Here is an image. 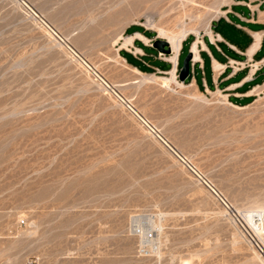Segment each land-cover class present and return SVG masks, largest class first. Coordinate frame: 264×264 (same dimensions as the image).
Returning <instances> with one entry per match:
<instances>
[{
    "label": "rangeland",
    "instance_id": "1",
    "mask_svg": "<svg viewBox=\"0 0 264 264\" xmlns=\"http://www.w3.org/2000/svg\"><path fill=\"white\" fill-rule=\"evenodd\" d=\"M120 1L0 0V264H264V99L133 82L117 56L131 24L202 33L212 1Z\"/></svg>",
    "mask_w": 264,
    "mask_h": 264
},
{
    "label": "crops",
    "instance_id": "2",
    "mask_svg": "<svg viewBox=\"0 0 264 264\" xmlns=\"http://www.w3.org/2000/svg\"><path fill=\"white\" fill-rule=\"evenodd\" d=\"M217 6L210 31L187 34L175 61L174 51L167 58L159 56L152 43L162 37L141 23L123 31L120 43L128 41L119 46L118 57L132 70L161 77L175 70L178 74L184 49L193 50L183 84L188 82L198 92L218 96L237 108L264 99V0H219ZM133 27L139 29L129 31Z\"/></svg>",
    "mask_w": 264,
    "mask_h": 264
},
{
    "label": "bare ground",
    "instance_id": "3",
    "mask_svg": "<svg viewBox=\"0 0 264 264\" xmlns=\"http://www.w3.org/2000/svg\"><path fill=\"white\" fill-rule=\"evenodd\" d=\"M181 1V0H180ZM184 2V4L186 3H190L192 4L191 2L193 0H182ZM212 1V7L215 9V12L217 13L218 12V1L219 0H211ZM121 4L124 3V5H122V7L119 9V10H125V8H127L126 4H125V0H121L120 1ZM144 1L143 0H137V1H134V2H131L130 5H138V4H143ZM182 3V2H181ZM183 4V3H182ZM186 11V10H185ZM184 13V12H183ZM185 14V13H184ZM187 15V14H185ZM179 21L180 22V25L178 26L179 29L177 32H173L171 30H168L162 26H159V25H155V26H151L152 28H154L158 34L160 35V37L162 36V38L164 37V39L166 38V40L169 41L170 43V46H171V49L172 51H174V56L172 57V59L175 61L176 60V55H177V52L179 50V47H180V42L181 40L188 34V31L187 30H183V26H184V22H183V16H179L178 15L176 16V21ZM149 21V20H148ZM186 26V25H185ZM149 26V28H151ZM208 30H209V25H208ZM206 28V29H207ZM210 31V30H209ZM120 38L122 37L119 36ZM131 38V37H130ZM119 39V38H118ZM117 39V40H118ZM126 39V38H125ZM128 40L126 39L124 42L120 43L119 46H124L126 44ZM195 50V48H194ZM196 51V50H195ZM74 53V52H73ZM118 56V54H117ZM87 65V64H85ZM88 66V65H87ZM91 69V68H90ZM135 72H137L138 74H140L139 77L137 78H134L132 81L133 82H141V81H145V80H152V81H156V80H159L160 81V84L162 86H165V87H171V83H174L176 84L177 86L179 87H183V86H189V85H185L183 84L181 81L178 80V78L176 77L174 71L171 72L169 75H165V76H161V77H156L152 74H143V73H140L138 72L137 70L133 69ZM105 83V82H104ZM106 84V83H105ZM190 96V95H189ZM211 96V94H210ZM161 135V134H160ZM162 137V136H161ZM163 139V137H162ZM163 142V141H162ZM165 143V141H164ZM166 144V143H165ZM180 159H183V158H180ZM185 160V159H184ZM207 183V182H206ZM208 185V184H207ZM209 186V185H208ZM255 213H259V214H255ZM247 221L249 222V224L253 227L251 229H254L256 230V234H260V236H264V233L261 232V228L264 229V212L263 211H258V212H249L247 215ZM256 226V227H255ZM245 227V225H244ZM246 228V227H245ZM247 230V229H246ZM147 235V233H146ZM253 236V235H252ZM259 236V235H257ZM254 237V236H253ZM255 238V237H254ZM256 239V238H255ZM257 240V239H256ZM264 248V247H263ZM258 252V251H257ZM259 254V252H258ZM260 255V254H259ZM260 257L264 258V255H260Z\"/></svg>",
    "mask_w": 264,
    "mask_h": 264
},
{
    "label": "water",
    "instance_id": "4",
    "mask_svg": "<svg viewBox=\"0 0 264 264\" xmlns=\"http://www.w3.org/2000/svg\"><path fill=\"white\" fill-rule=\"evenodd\" d=\"M152 46L158 50L160 53L165 55H170L172 53V49L168 40L164 38H157L153 41ZM193 58L192 50H189L182 60L181 67L178 71L177 78L182 83L186 80L189 76L190 72V62Z\"/></svg>",
    "mask_w": 264,
    "mask_h": 264
},
{
    "label": "built area",
    "instance_id": "5",
    "mask_svg": "<svg viewBox=\"0 0 264 264\" xmlns=\"http://www.w3.org/2000/svg\"><path fill=\"white\" fill-rule=\"evenodd\" d=\"M117 52H118V50H117ZM192 53H194L193 50H192ZM159 56L162 57V58H167V55H165V54H163V53H159ZM192 59H193V58H192ZM192 59H191V60H192ZM175 73H176V77H177V72H176V70H175ZM164 74H166V73H164ZM205 94H206V95H210V93H205ZM126 107H127L130 111H132V112L138 117V119L141 121L142 125H143V126H144V127H145V128L151 133V135H153L155 138H157V139H159V140H161V141L164 142V140L162 139V137H161V135H160V133H159V130H158L153 124H151V122H148V121L145 120L144 118L140 117V116H139V115L133 110V108L130 106V104H127V103H126ZM182 161L188 166L189 169H191L193 172H195L190 164H188V163H187L185 160H183V159H182ZM203 182H204L205 184H207L204 180H203ZM220 200H221V202H222L225 206H227L226 202H225L222 198H220ZM250 238L253 240V242H254V246H255L256 250L259 252V254H260V255H264V248H263V246H262L259 242H257L253 237L250 236Z\"/></svg>",
    "mask_w": 264,
    "mask_h": 264
}]
</instances>
